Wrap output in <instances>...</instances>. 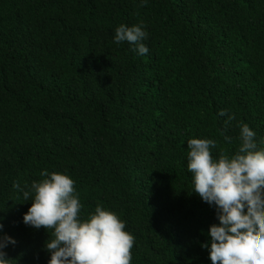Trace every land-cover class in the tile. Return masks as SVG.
<instances>
[{
    "label": "trees",
    "instance_id": "1",
    "mask_svg": "<svg viewBox=\"0 0 264 264\" xmlns=\"http://www.w3.org/2000/svg\"><path fill=\"white\" fill-rule=\"evenodd\" d=\"M143 24L141 56L115 43ZM228 144L219 135L227 116ZM264 138V0H0V223L11 264H48L20 189L41 171L76 181L136 237L130 264H212L214 206L192 192L187 141L233 154L239 124ZM31 199V198H30Z\"/></svg>",
    "mask_w": 264,
    "mask_h": 264
},
{
    "label": "clouds",
    "instance_id": "2",
    "mask_svg": "<svg viewBox=\"0 0 264 264\" xmlns=\"http://www.w3.org/2000/svg\"><path fill=\"white\" fill-rule=\"evenodd\" d=\"M146 3L141 0V6ZM148 35L143 24H120L114 42H128L132 51L144 56L149 52L144 43ZM219 116H227L219 135L232 144L233 137L226 131L235 116L224 110ZM239 129V145L233 154L220 149L218 157L214 156L213 150L219 147L214 139L187 141L192 192L215 207L219 221L209 227L210 246L201 245L208 249L212 264H264V147H258L256 132L247 123L241 122ZM259 143L264 145V138ZM40 176L30 186H13L22 191L25 201H32L23 222L51 233L45 242L51 253L48 264H130L136 237L117 213L97 205L94 212L82 217L84 205L73 178L46 169ZM2 229L0 223V233ZM15 243L12 237L0 234V264H11L5 248Z\"/></svg>",
    "mask_w": 264,
    "mask_h": 264
}]
</instances>
